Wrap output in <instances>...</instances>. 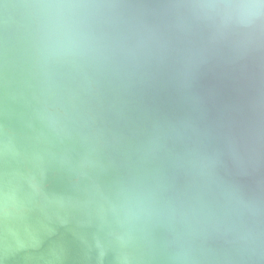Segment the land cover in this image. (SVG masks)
Masks as SVG:
<instances>
[{
	"label": "water",
	"instance_id": "95a60500",
	"mask_svg": "<svg viewBox=\"0 0 264 264\" xmlns=\"http://www.w3.org/2000/svg\"><path fill=\"white\" fill-rule=\"evenodd\" d=\"M0 0V264H264V0Z\"/></svg>",
	"mask_w": 264,
	"mask_h": 264
},
{
	"label": "clouds",
	"instance_id": "9594fccd",
	"mask_svg": "<svg viewBox=\"0 0 264 264\" xmlns=\"http://www.w3.org/2000/svg\"><path fill=\"white\" fill-rule=\"evenodd\" d=\"M72 0H51L48 14L51 22L46 31V39L54 51L74 52L81 43V36L74 22L65 19V13L76 8ZM216 9L222 15L251 17L254 15L251 0H217Z\"/></svg>",
	"mask_w": 264,
	"mask_h": 264
}]
</instances>
